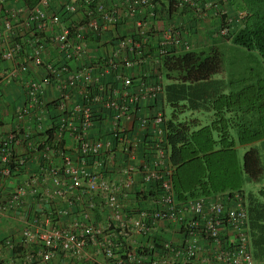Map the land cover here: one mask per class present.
I'll return each instance as SVG.
<instances>
[{
    "label": "built area",
    "instance_id": "built-area-1",
    "mask_svg": "<svg viewBox=\"0 0 264 264\" xmlns=\"http://www.w3.org/2000/svg\"><path fill=\"white\" fill-rule=\"evenodd\" d=\"M223 1L36 0L12 8L0 0V61L8 64L0 80H25L27 99L17 116L42 112L43 83L52 82L58 113L48 128L55 142L62 134L74 140L71 149L58 142L53 147L58 162L27 171L26 155L14 146L29 131L15 126L0 136V216L16 210L22 218L14 234L0 237V264H255L239 191L176 196L161 112L140 117L141 125L152 122L154 134L153 153L141 166L114 161L118 141L122 160L134 158L140 138L126 133L125 121L142 97L163 89L136 68L153 65L168 48H191L178 23L158 28L159 8L175 14L186 8L196 16L213 8L224 15L218 33L226 36L246 11L229 14ZM90 42L102 53L71 69L87 55ZM49 47L57 57H45ZM32 67L43 70V80L21 78ZM72 88L79 101L70 100ZM98 113L102 119L110 115L111 129L92 136ZM40 118L34 117L38 123ZM25 146L33 149L31 142ZM138 169L142 185L136 190ZM13 173L23 178L6 192L3 178ZM160 226L176 227L181 240L158 239Z\"/></svg>",
    "mask_w": 264,
    "mask_h": 264
},
{
    "label": "trees",
    "instance_id": "trees-1",
    "mask_svg": "<svg viewBox=\"0 0 264 264\" xmlns=\"http://www.w3.org/2000/svg\"><path fill=\"white\" fill-rule=\"evenodd\" d=\"M23 1L30 5L36 0ZM226 1L236 4L237 9H244L246 15L242 23L235 25L224 37L241 48L256 50L264 67V0ZM223 17L224 15L220 17V21ZM157 63L159 74L177 79L166 86L170 89V93L166 92V97L173 110L171 116L164 121V147L169 151L168 157L175 167L173 183L176 196L240 191L248 212L249 246L254 261L264 260V185L256 192L249 189L246 201L239 184L243 176L248 181L258 180L263 174V164L258 148L253 145L243 152L239 162L235 145V141L239 144H251L264 139V75L257 76L254 81H243V84H239L240 77L227 81L212 78L223 66L222 52L217 45L179 50L171 47L159 54ZM154 67L155 65H142L141 69L152 70ZM151 75L158 78L153 72ZM172 94L174 98H171ZM182 94H186L192 107H197L198 101H203L204 104L205 95H217L212 103L220 114L210 123L211 128L203 125L197 130L188 131L181 121L176 120L177 104L171 99H178ZM225 112L231 114L226 116ZM229 126L233 128L236 137L231 136ZM212 129L218 133L219 138L213 140L217 141L218 147L214 148L212 140L204 148L198 146L199 137L208 139L209 136L211 139ZM226 138L230 139L227 141ZM45 141L49 147L54 143L52 127L45 130ZM41 163L49 165L52 162L43 160ZM238 171L242 174L238 176L237 183H234L232 178ZM185 177L190 187L184 180Z\"/></svg>",
    "mask_w": 264,
    "mask_h": 264
},
{
    "label": "crops",
    "instance_id": "crops-1",
    "mask_svg": "<svg viewBox=\"0 0 264 264\" xmlns=\"http://www.w3.org/2000/svg\"><path fill=\"white\" fill-rule=\"evenodd\" d=\"M6 3L9 7L14 8L23 5L25 2L23 0H6ZM221 4L229 14H233L238 10L235 6L236 4L231 1H223ZM160 9L161 8H159V18L156 21V25H158V28H163L167 26L168 23H173V21L178 23L179 27L182 29L183 38L190 43L191 48H202L210 45L218 46L221 42H223V40L229 41V39L218 33V28L221 24V21L220 16L216 13H213V8H210L202 16H196L189 9L183 11L182 13L180 12L176 14L168 12L167 8L165 7L161 10ZM154 41L155 40H152V45L155 44ZM100 53H102V50H100L96 46V44L90 42L87 55H85L82 60H76L75 62L71 63L70 68L73 69L75 67H79L81 62H85V60L89 59H95V57ZM45 57L48 59L57 57L56 51L53 48L49 47L45 52ZM153 65H155V67L152 70H142L140 67L136 68V70L139 71L138 75H140L141 73H145L143 78H145L147 81L160 82L163 86V89L159 91L155 96L142 97L139 103V108L136 110L135 114L132 115L130 119L125 121L126 133H128L129 135L138 136L140 139H138L136 154L131 160H122L123 153L121 152V142L118 141L116 143V147L118 150L114 159V161H116V165L131 162L135 165L141 166L144 160L153 153L151 146V140L154 135L152 122L145 126L141 125L139 121L140 117L154 116L158 112H161L164 116L165 121L171 116L170 114L173 110V107L166 97V92L168 93L169 91L170 93V89H167L166 86L169 83L175 82L177 79L174 77H166L162 74H159V71L157 69L159 67V63H157V61H155ZM7 66V62L2 63L0 61V69ZM152 72L155 73L158 78H154L151 75ZM30 76L38 80H43L44 72L39 67H32L28 72H25L23 74V77L21 78L27 79L30 78ZM106 77L110 78L111 75L108 74ZM212 78L224 79L225 81H227L231 77L223 78L219 75H216L215 73L212 75ZM21 81L9 80L8 82H5L3 80H0V136L5 134L9 129L14 128L15 126H19L22 129H26L29 131V138L25 140L23 139L21 140V144L15 145L14 151H16V153L18 154L21 153L26 155V169H28L27 171H30L43 160H48L52 162V164L58 162V159L52 151L53 147L55 148L58 142L60 146L71 149L74 146V140L71 136L62 134L60 137H58L57 142H55L54 136V143H51V147L46 144L45 130L48 129V126L51 124V122L55 120L58 113L57 108L53 106V102L51 101L52 99H54V95H56L57 93L56 88L52 82L43 83V91L40 96L42 101L41 105L43 106L42 112L38 113L35 112L36 109H33L30 110V112H28L27 114L22 115V117L17 116V108L20 105H24L27 99L25 94V87L21 83ZM71 94L72 97L70 100L72 102L79 101L81 99L79 92H77L74 88L71 89ZM216 96V94L203 96L205 98L204 104H202L203 101H198L199 105L197 107L190 106L186 94H182L178 99H171L177 104V110L175 112L176 120L181 121L187 127L188 131L197 130L203 125H209L210 127V123L217 119L218 114H220V112H216V109L213 107L212 103V100ZM171 98H174L173 94ZM37 113L41 114L39 123L34 119V117L38 116ZM228 113L230 112H225V115L228 116ZM228 128L231 131V136L236 137L233 128L230 126ZM110 129V115H107L104 119H102L101 115L98 113L97 116L94 117L90 135H105V133L109 132ZM218 138V133L212 129L211 139H209V136L208 139L199 137L198 146H202V148H204L209 144V140H212V145L214 146V148H217L218 143L217 141L213 142V140H217ZM229 139L230 138H226L227 141ZM27 142H31V144H33V149L28 150L26 148L25 145L27 144ZM235 145L236 148H238L240 144L235 141ZM167 152L169 156V151L167 150ZM23 175H25V172L23 173ZM135 177L136 181L133 188L138 190L142 185L141 169L135 171ZM22 178V176L16 175V173H13L10 177L3 178L5 180L4 183L1 182L3 189H5L6 192L12 190L14 187H16V185L21 181ZM184 180L188 182L187 177H185ZM241 188L245 189V187ZM181 197H185V194H183ZM131 202L132 201H128L127 204L129 205V203ZM15 211L14 213H11L10 211L9 214L0 216V237L14 234L16 230L20 228L22 218L19 214H17V211ZM157 237L158 239L159 237H169L174 241L179 242L181 240V232H179L177 228L173 226H160L157 231ZM97 257L99 258L101 257V255ZM52 262L55 263V260Z\"/></svg>",
    "mask_w": 264,
    "mask_h": 264
},
{
    "label": "rangeland",
    "instance_id": "rangeland-1",
    "mask_svg": "<svg viewBox=\"0 0 264 264\" xmlns=\"http://www.w3.org/2000/svg\"><path fill=\"white\" fill-rule=\"evenodd\" d=\"M218 47L222 52L223 66L222 69L216 73V75H219L223 78L231 77L234 79L240 77L241 81L239 84H243V81L245 83L249 82L250 79L254 81L257 76L260 75L262 77L264 75V67L260 59L261 57L256 50L241 48L232 43L230 40H223V42H221ZM229 114L231 113H228V115ZM250 145L256 146L258 148L263 164V174L258 180L248 181L244 176L243 180L242 177L240 178L239 184H241V187H245L243 191L246 201L249 189H251L253 192H256L260 186L264 185V139L254 141L251 144H240L237 148L239 162L242 160L243 152ZM241 174L242 173H239V171L238 173L234 174V177L232 178L233 181L235 180L234 183H237L238 176L240 177ZM255 264H264V260H256Z\"/></svg>",
    "mask_w": 264,
    "mask_h": 264
},
{
    "label": "clouds",
    "instance_id": "clouds-1",
    "mask_svg": "<svg viewBox=\"0 0 264 264\" xmlns=\"http://www.w3.org/2000/svg\"><path fill=\"white\" fill-rule=\"evenodd\" d=\"M234 191H238V190H234ZM234 191H232V193L234 192ZM222 192H224V193H226V192H228V194H232V193H230V191H222ZM240 192V191H239ZM241 193V192H240ZM241 195L243 196V194L241 193ZM243 199H244V196H243ZM245 204V203H244Z\"/></svg>",
    "mask_w": 264,
    "mask_h": 264
}]
</instances>
